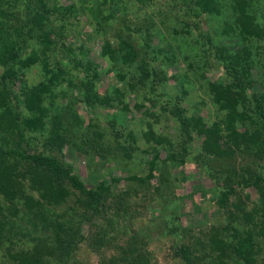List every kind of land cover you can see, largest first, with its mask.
<instances>
[{
    "label": "rangeland",
    "instance_id": "1",
    "mask_svg": "<svg viewBox=\"0 0 264 264\" xmlns=\"http://www.w3.org/2000/svg\"><path fill=\"white\" fill-rule=\"evenodd\" d=\"M166 1L109 0L106 5L103 0H47V9L43 11H47L45 15L50 21L55 20L56 27L71 23L66 25L64 45L84 44V55L97 65L93 94L99 102L86 105L82 91L70 85V82L78 84L83 73L61 49L56 36L52 43L55 50L51 45L39 59L47 58L48 66L54 70L58 69L55 64L60 63L65 70L61 81L49 82L41 69L42 63L35 62L19 79L10 82L9 96L1 87L6 93L5 106L9 108L18 106L24 88L46 84L49 92L43 101L47 109L42 119L44 125L36 132V129L25 132L24 138L33 139L32 146L40 149L58 123L63 143L55 151L60 152L65 164L63 174L77 177L90 189L103 183L110 185L111 178L119 180L111 184L109 193H102L92 207L86 208L79 202L81 194L77 189L65 182L71 194L60 201L58 220L65 226L67 221L71 222L76 240L81 238L80 242L74 241L75 250L73 247L68 264H202L194 258L199 253L205 256V264H242L234 255L233 245L234 236L243 230H251L253 234L250 240L253 264H264V228L257 227L258 215L257 220L250 216L262 208L257 187L263 185L245 187L242 179L232 173L233 170L241 173L240 168L253 157L236 149L231 154L207 155L201 152L203 136L193 128L191 140L187 141L186 132L181 129L183 125L193 126L196 119L209 127L224 116L209 92V85L228 83V72L238 77L242 69L225 66L231 62L229 59L225 63L216 61L212 47L224 45L225 36L220 32L223 22L227 19V25L234 26L238 15L232 11L229 0H222L225 9H230L225 17L211 18L206 24L190 23L189 30L172 22L162 26L159 9H163V18H172V7L165 6ZM248 2V15H264V0ZM53 3L59 11L52 9ZM72 6L74 14H69ZM91 12L100 18L92 19ZM154 28L160 29L162 35L154 37ZM117 35L137 53L133 70L140 65L145 68L142 63L146 58L156 72L164 69L168 79L152 90H146L137 81L136 88H131L130 73L122 69L124 79L119 80L117 67L110 70L107 61L100 57L103 40L115 44L111 37ZM209 39L211 44L206 41ZM28 42L22 58L41 48L40 37H32ZM146 46L162 52L157 56L150 52V60L144 56ZM116 59L121 62V57ZM234 70L239 73H233ZM251 72L257 74L256 69ZM117 87L118 94L113 92ZM251 89L256 92L259 86L254 84ZM117 95L122 99L120 102L115 99ZM243 129L238 127L239 131ZM151 135L167 139L169 145L149 140ZM149 161L157 166L154 178L148 182L130 181L132 176L148 175ZM27 187L23 189L36 196ZM219 199L221 204L217 203ZM171 203H178L179 210L171 208ZM229 226L237 232L226 233ZM214 237L227 243L214 245ZM2 256L0 264L5 263Z\"/></svg>",
    "mask_w": 264,
    "mask_h": 264
},
{
    "label": "trees",
    "instance_id": "2",
    "mask_svg": "<svg viewBox=\"0 0 264 264\" xmlns=\"http://www.w3.org/2000/svg\"><path fill=\"white\" fill-rule=\"evenodd\" d=\"M103 2L109 4V0ZM229 2L232 11L238 15V21L234 26H230L227 25L228 20H224L220 31L225 36L222 41L224 45L218 44L212 48L215 51L216 61L225 63L229 59L231 62L226 63L225 66L231 65L232 68L241 66L242 70L240 73L233 71L239 73L238 77L228 72V83L209 85L213 100L224 111L221 119L209 127H205L200 119H196L192 123L193 126L183 125L181 129L186 132L189 141L191 140L189 134L195 128L196 133L203 136L201 152L207 155L216 157L220 154H231L235 149L240 152L246 151L250 158L253 157L251 162L240 168L241 173L234 170L232 173L242 179L245 187L258 183L264 186V21H261L264 15L261 17L248 15L246 11L248 0H229ZM46 5L47 0H0V69L2 71L0 74V255H3L5 262L3 264H68L67 258L72 254L73 247L75 250L73 243L80 242L81 238L76 240L77 233L71 228V222L67 221L68 226H65L58 220L59 203L71 194L65 182L77 189L81 194L79 202L86 208L92 207L102 193L111 191V184L119 181L111 178L110 185L103 183L97 188L90 189L77 177L63 174L62 168L65 164L61 160L60 152L55 151L63 143L59 132L62 127L58 123L54 124L53 132L50 131V136L40 149L32 146L33 139L27 141L24 138V134L27 135L25 132L33 129H36V132L44 125L42 119L47 115V109L43 101L46 93L49 92L46 84L41 83L32 89L24 88L20 92L22 100L18 106L11 105L9 108L5 106L10 82L19 79L35 62L42 63L41 69L48 75L51 83L61 81V74L65 76V70L61 69L60 63L55 64L58 69L54 70L48 66L47 58L41 61L39 59V55L42 53L45 55L51 47L54 36L60 42L61 49L70 55L76 68L83 73V78L78 84L72 82L69 84L82 91L86 105L99 102V98L93 94L97 65L84 55V44L81 43L80 47L64 45L67 26H71V23H63L56 27L53 24L55 20L50 21L45 15L47 11H43L47 9ZM165 6L172 7L170 11L172 18L169 16L163 18V9H159L160 24L165 26L172 22L174 26L182 25L183 30H189L190 23L206 24L211 18H219L221 15L225 17L230 10L225 9L222 0H167ZM52 9L60 10L56 3H53ZM74 10L72 6L67 12L74 14ZM90 17L95 20L100 18L95 12H91ZM38 32L40 35L37 34ZM159 33L162 35L160 29L154 28L152 35L156 37L160 35ZM32 37H40L38 43L41 48L38 51L31 50L30 55L22 58L23 49ZM111 38L114 39L115 44L104 39L100 57L107 61L110 70L117 67L115 72L119 80L124 79L122 69L130 73L131 88L132 86L136 88L137 81L146 90H152L157 84L168 79L164 69L156 72L151 68V64L145 61L146 58L142 63L145 64V68L140 65L133 70L137 53L119 35ZM206 41L211 44L210 39ZM259 43H262V46H259ZM207 44L204 43L205 46ZM55 48L53 46L54 50ZM206 49L210 51L209 48ZM150 52L157 56L162 50L154 51L146 46L144 56L150 59ZM118 56L121 57L120 63L116 61ZM124 65L125 67L122 68L121 66ZM252 69L257 70L256 75H253ZM254 84L259 86V90L251 92ZM1 87L6 93L1 91ZM113 92L120 93L118 87ZM117 96L119 98L115 97V99L120 102L122 99L120 95ZM18 107L20 111H17ZM246 122L249 124L245 125ZM239 126L244 129L239 131ZM97 137L101 135L97 134ZM148 139L162 145H169L170 142L167 139L155 138L153 135ZM147 165L149 166L147 176L143 178L132 176L130 181L148 182L153 179L157 166L153 161H149ZM25 186L32 188L36 196L33 192L28 193L23 189ZM263 186L257 187L261 195L262 208L251 212L250 216L256 220L259 218L256 221L257 227L264 228ZM217 203L221 204L220 199ZM122 206L124 209L127 208L125 204ZM171 208L179 210L180 207L178 208V203H171ZM225 231L237 232L233 226H229ZM252 235L251 230H243L242 234L234 236L236 240L233 245L234 255L242 264L254 262L253 245L250 243ZM227 240L229 241V238ZM223 241L227 243L224 239L216 237L212 239L213 244L218 246L222 245ZM94 242L90 241L91 244ZM98 243L97 241L96 245H99ZM199 254L194 257L198 259L195 261L205 264L203 261L205 256ZM183 258L185 260L184 256ZM187 260L190 261V258L188 257Z\"/></svg>",
    "mask_w": 264,
    "mask_h": 264
}]
</instances>
